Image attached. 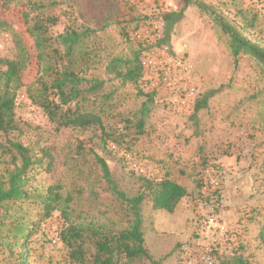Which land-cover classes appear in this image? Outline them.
Wrapping results in <instances>:
<instances>
[{"label": "rangeland", "instance_id": "1", "mask_svg": "<svg viewBox=\"0 0 264 264\" xmlns=\"http://www.w3.org/2000/svg\"><path fill=\"white\" fill-rule=\"evenodd\" d=\"M136 1L0 0V19L9 26L0 30V60L18 58L19 39L29 62L22 73L25 88L16 94L15 129L6 135L0 132L4 147L0 149V181L5 183L14 168L12 153H3L8 142L19 143L36 157L46 150L53 158L50 171H34L25 189L39 196L48 186H58L62 197L70 200L47 218L33 202L8 206L7 213L0 209V230L12 234L17 222L22 227L35 226L21 250L28 254L26 264H92L95 249L90 226L119 231L133 218L103 179L96 157L105 161L111 180L128 197L135 196L141 185L142 175L129 167L133 160L146 167V176L166 177L187 191L172 213L153 210L147 200L141 204L149 258L133 264H186L190 251L202 247L208 248L217 264H264V71L246 55L235 63L228 38L196 4ZM199 1L244 28L251 40L264 44V0ZM28 7L58 20L47 31L51 42L46 43L40 66L22 17ZM154 11L158 15L153 16ZM170 13L175 14L174 20L166 22L164 16ZM159 18L164 24V39L159 42L166 48L164 63L181 60L190 66L198 87L195 103L203 104L199 111L194 105L178 108L165 94L145 97L140 88L139 82L148 75L139 65L144 49L130 33ZM67 29L90 32L78 48L88 59L81 60L77 52L74 70L87 82H103L99 94L108 95L111 103L103 118L105 132L98 127H58L33 103L40 90L39 78L49 85L56 67H67L64 59L60 65L53 54L54 49L62 54L55 38ZM44 64L51 66L45 74ZM110 65L111 71L123 73L139 67L140 79L122 80L115 71H108ZM140 119L143 127L138 132ZM104 133L119 141L118 151L104 147ZM210 177L218 182L216 187L210 185ZM70 225L81 228L76 245L81 244L83 261L71 256L66 236ZM9 242L12 238L0 245V264H20L10 256L14 247L9 250Z\"/></svg>", "mask_w": 264, "mask_h": 264}, {"label": "trees", "instance_id": "2", "mask_svg": "<svg viewBox=\"0 0 264 264\" xmlns=\"http://www.w3.org/2000/svg\"><path fill=\"white\" fill-rule=\"evenodd\" d=\"M191 3L196 4L200 10L208 14L228 38L230 52L235 63L240 55H246L257 62L264 71V44L262 42L253 41L245 36L243 33L244 28L236 26L234 22L216 10L215 7L206 5L199 0H184L185 7ZM5 5L7 6V3ZM32 7L37 12L40 10V6ZM32 7H28L22 17L27 32L33 38L37 51L36 57L40 62V66L46 57L44 50L47 49L46 43L51 42L50 38L46 36L47 31L58 20L44 14H35ZM174 17L175 14L170 13L164 16V20L171 22ZM8 28L9 26L0 19V30ZM89 34L88 30L79 32L74 29H67L56 36V42L63 48V51L62 54H59V51L54 49L53 54L57 55L60 65L61 60L64 59L67 67L60 66L61 70H59V66H57L54 70V78L49 85L42 80V77L39 78L40 90L33 97V103H36L47 118L56 123L58 127L82 130L98 127L102 130L101 132H105L103 118L108 114L111 103L108 95L99 94L103 89V82L97 80L87 82L79 76L78 71L74 70L77 52H79L81 60L88 59V54L80 52L78 48L84 43ZM16 44L20 52L18 58L15 60H0V132L5 135L15 129L13 110L16 94L20 89L25 88L26 84L22 81V73L29 65L25 49L19 39H17ZM111 67L113 66L108 67V71H115H111ZM1 68H4V70ZM48 69L51 70V66L44 64V74ZM138 70L139 67L129 68L124 73L121 71H115V73L122 80L137 82L141 76ZM144 96H154V94H144ZM202 108L203 104L199 102L194 104L195 111ZM142 127L143 122L140 119L136 123L138 132L142 130ZM101 141L110 152H114L109 148L110 143L119 144L117 139L106 133H104ZM3 148L0 144V149ZM8 152L12 153L10 162L14 168L12 171H8L5 183L0 181V209L7 213L8 206L33 202L42 209L46 218L56 208L60 207L62 211V203L70 200L62 197L58 186H48L45 193L39 196H35L25 189L31 178L30 174L34 171L39 168H45L47 172L50 171L53 161L52 156L46 150H41L42 156L36 157L28 148L16 142H8V147L4 149L3 153ZM96 161L100 165L102 177L110 186L112 193L121 202L126 203L133 218L127 228L119 231L106 227L95 229L90 226L95 249L92 264H133L137 260L148 259L149 256L144 246V233L141 229V204L147 200L151 203L153 210L172 213L180 200L187 195L186 189L166 177L153 178L142 175L139 180L141 182L139 192L135 196L128 197L124 192L119 191L111 180L105 161L99 157H96ZM77 228L70 225L66 236H68V243L72 247L71 256L74 259L80 258L83 261L84 252L81 244L76 245V241L82 237L81 228ZM13 229L12 234H9V232L3 233L0 230V245L2 241L12 238V243L9 242V250L11 247L14 248L9 252L10 256L20 264H26L28 254L21 250L27 246L28 235L35 230V226L22 227V224L17 222ZM238 264H243V262L238 261Z\"/></svg>", "mask_w": 264, "mask_h": 264}, {"label": "built area", "instance_id": "3", "mask_svg": "<svg viewBox=\"0 0 264 264\" xmlns=\"http://www.w3.org/2000/svg\"><path fill=\"white\" fill-rule=\"evenodd\" d=\"M140 3L141 0H137ZM136 1V2H137ZM158 15L155 11L152 15ZM130 38L143 49L140 67L148 74L140 82V88L145 94H165L178 108L188 109L194 105L198 87L191 75L190 66L181 60H174L171 64L164 63L166 48L159 45L164 39V24L161 18L157 22L141 24L130 33ZM110 150L116 152L118 148L110 143ZM129 167L139 175H145L146 167L136 161L129 160ZM212 187L218 182L209 178ZM209 224L212 220H209ZM195 261V263L193 262ZM186 264H217L208 248L192 249L189 256L184 258Z\"/></svg>", "mask_w": 264, "mask_h": 264}]
</instances>
